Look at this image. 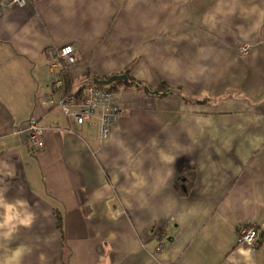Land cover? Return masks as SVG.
I'll use <instances>...</instances> for the list:
<instances>
[{"label": "crops", "instance_id": "crops-1", "mask_svg": "<svg viewBox=\"0 0 264 264\" xmlns=\"http://www.w3.org/2000/svg\"><path fill=\"white\" fill-rule=\"evenodd\" d=\"M68 44V93L134 61V80L180 93L130 105L107 140L98 111L76 130L44 104L62 97L48 50ZM33 118L46 129L38 153ZM0 203L19 216L6 224L0 206V264H264V241L239 245L244 226L264 234V0H0Z\"/></svg>", "mask_w": 264, "mask_h": 264}, {"label": "built area", "instance_id": "built-area-1", "mask_svg": "<svg viewBox=\"0 0 264 264\" xmlns=\"http://www.w3.org/2000/svg\"><path fill=\"white\" fill-rule=\"evenodd\" d=\"M2 1L7 6L26 7L39 0ZM250 52L251 47L249 45L242 47L238 55L239 60L245 61L249 57ZM77 53L78 49L73 44L48 50V56L51 59L49 66L50 83L56 92L62 94V97L59 101L51 98L47 99L44 101V104L61 107L66 116L74 120V128L76 130L91 119L98 111L101 115L100 136L102 140H107L110 136L111 128L127 114L129 111L128 107L132 105L131 108H133L137 103L141 104L144 98L136 89L129 85H125L118 91L87 87L82 93V96L63 92L62 88L66 74L77 64ZM45 130L46 129L34 118L27 122L28 137L26 138V143L31 150L37 153L44 150ZM239 235V245H248L252 249H256L260 246L261 232L259 229L251 226H244L240 229ZM155 237L159 240V249H162L166 234H159Z\"/></svg>", "mask_w": 264, "mask_h": 264}, {"label": "trees", "instance_id": "trees-1", "mask_svg": "<svg viewBox=\"0 0 264 264\" xmlns=\"http://www.w3.org/2000/svg\"><path fill=\"white\" fill-rule=\"evenodd\" d=\"M138 61H134L133 63H131L123 72V75L128 76L129 77V82L128 85L133 87L134 89H136L143 97H145V99H149V98H153V97H163L169 94H172L174 92L176 93H180L179 90L175 87H171L170 85H168L167 83H161L160 85H158L157 87H151L148 85L143 84L142 82H139L137 80H134L131 76V72L137 67ZM69 73V72H68ZM66 74V78L64 81V85H63V91H66V94H74V95H79L82 96V93L84 92V90L79 91L78 93H68V91L70 90L72 83L69 80V74ZM87 77H90V75H87ZM111 78H107L104 79L103 81H108ZM119 82V81H115L114 83H112L109 86H103V85H99V84H93L89 87H94L97 89H107L110 91H118L119 89L122 88L123 83ZM183 99L186 101V97L183 96ZM195 169L193 168H186L183 170V175L182 177L178 180V182L175 184V188L177 190V192L179 193L180 196L182 197H187L189 196L194 181H195ZM57 226L60 229V231L62 232V219L61 217H57ZM252 227V226H251ZM256 229H259V227H255ZM260 231V229H259ZM166 230L160 229L158 234H163L165 233ZM264 241V234H261L260 236V244Z\"/></svg>", "mask_w": 264, "mask_h": 264}, {"label": "clouds", "instance_id": "clouds-1", "mask_svg": "<svg viewBox=\"0 0 264 264\" xmlns=\"http://www.w3.org/2000/svg\"><path fill=\"white\" fill-rule=\"evenodd\" d=\"M0 206L6 207V212H7L6 224L10 225L13 222L14 219H19V216L14 217L12 215V213L17 212V208L16 207L11 206V205H3L2 203H0ZM25 207H26V202H21L20 203V208H25ZM31 222H32V216H31V214H27V213L25 214V218L24 219H20L19 220L20 225L25 226V227L30 226ZM3 227H5V225L0 224V228H3ZM10 235H11V233H9V236ZM242 254L244 256H248L249 255L247 252H242ZM15 255L19 256L20 252L17 251ZM9 264H10V262H9Z\"/></svg>", "mask_w": 264, "mask_h": 264}, {"label": "water", "instance_id": "water-1", "mask_svg": "<svg viewBox=\"0 0 264 264\" xmlns=\"http://www.w3.org/2000/svg\"><path fill=\"white\" fill-rule=\"evenodd\" d=\"M115 81H125V82H129V79L127 76L125 75H121V76H115V77H112L111 79H109L108 81H101V82H98L97 84L99 85H103V86H109L111 85L112 83H114Z\"/></svg>", "mask_w": 264, "mask_h": 264}, {"label": "rangeland", "instance_id": "rangeland-1", "mask_svg": "<svg viewBox=\"0 0 264 264\" xmlns=\"http://www.w3.org/2000/svg\"><path fill=\"white\" fill-rule=\"evenodd\" d=\"M143 98H144V99L142 100V103H141V104H140V103H137L136 106H140V107H141V106H143V105L146 103V99H145V97H143ZM145 105H146V104H145ZM145 105H144V106H145ZM260 232H261V231H260ZM256 249H258V247H257Z\"/></svg>", "mask_w": 264, "mask_h": 264}]
</instances>
